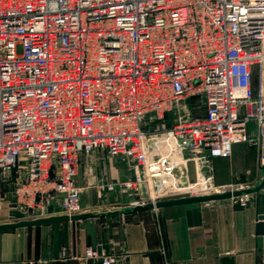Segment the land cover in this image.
Here are the masks:
<instances>
[{"label": "built area", "instance_id": "built-area-1", "mask_svg": "<svg viewBox=\"0 0 264 264\" xmlns=\"http://www.w3.org/2000/svg\"><path fill=\"white\" fill-rule=\"evenodd\" d=\"M256 66L263 77L264 0H0V183L24 155L18 202L42 210L59 194L63 214H78V156L99 149L134 164L118 184L132 193L130 205L155 203L161 195L139 190L149 184L145 123L170 111L178 113L172 135L191 155L229 158L233 145L256 142L260 169ZM194 96L205 107L192 119L181 103ZM252 120L257 137L247 131ZM247 195L231 199L244 204ZM83 258L120 262L92 247Z\"/></svg>", "mask_w": 264, "mask_h": 264}, {"label": "crops", "instance_id": "crops-1", "mask_svg": "<svg viewBox=\"0 0 264 264\" xmlns=\"http://www.w3.org/2000/svg\"><path fill=\"white\" fill-rule=\"evenodd\" d=\"M191 104L192 98H186L182 110ZM170 113H166L168 119ZM247 131L257 137L255 121L248 122ZM168 132L158 128L148 142L162 152H181L180 162L149 164V184L139 186L141 195L151 191L164 200L190 195L183 193L185 190H196L193 194L197 195L226 184L254 186L260 182L256 142L233 145L229 158L211 157L206 152L195 155L190 179L187 164H182L186 142ZM78 157L75 182L80 189V213L97 214V245L101 253L118 256L119 264H264V233L257 219L258 214H264V183L246 196L244 204L228 198L121 212L132 206L134 197L118 184L133 177L134 164L99 149L81 152ZM18 164L9 181L13 190V177L25 173L24 155ZM13 199L17 207L31 212L12 211L4 200L0 223L63 214L59 194H51L42 210L26 208L14 193ZM87 247H91L88 235L77 220L1 230L0 264H99L83 258Z\"/></svg>", "mask_w": 264, "mask_h": 264}, {"label": "water", "instance_id": "water-1", "mask_svg": "<svg viewBox=\"0 0 264 264\" xmlns=\"http://www.w3.org/2000/svg\"><path fill=\"white\" fill-rule=\"evenodd\" d=\"M263 99H264V92H263ZM193 167H194V161L190 160L187 164L190 179L193 178ZM260 172L262 174V178L260 182H258L254 186H249L243 189H236L233 191L227 190L224 192H214V193L202 194V195H187V196H180L176 198L158 200L155 203L149 202L144 205L129 206V207L122 209L121 212L155 209V208L171 206V205L192 204V203L206 202V201H212V200H222V199H228L231 197H237V196L250 194V193L256 192L264 183V167L260 168ZM96 216L97 214H94L92 212H85V213H78V214H74L70 216L67 214H60V215H52V216H46V217H38V218H33V219H25V220H19L16 222L0 223V231L14 229L18 227L32 226V225L50 224V223L66 221V220H77L79 221L80 226L85 229L88 235L89 245L92 248L96 249L98 253L100 254L101 249H100V246L97 245L96 237H95L94 218ZM257 219L259 220L258 227L260 228V231H263L264 233V214H258Z\"/></svg>", "mask_w": 264, "mask_h": 264}, {"label": "rangeland", "instance_id": "rangeland-1", "mask_svg": "<svg viewBox=\"0 0 264 264\" xmlns=\"http://www.w3.org/2000/svg\"><path fill=\"white\" fill-rule=\"evenodd\" d=\"M260 69L258 66L255 67L253 71V80H252V85L254 87V90L256 93H261L264 92V74L263 77H261L260 74ZM192 98V104L190 105L189 109L186 110L184 108L185 112L182 110V114L189 115L190 118H199L203 115L204 113V102L203 100L198 97L194 96ZM178 113L177 112H172L170 113V118H167V115L162 119V120H155L151 119L145 123V129L147 131V137H146V143L148 148H150L149 151V163L148 164H178L180 161L178 159L180 158L179 154L175 152L173 149L172 150H165L164 152L156 149V145L154 143H149L148 140L149 138H152L151 136L156 132L158 128H167L168 129V134L172 135L171 132V126L175 123L176 118H177ZM159 126V127H158ZM178 140H183L184 139H178ZM150 146V147H149ZM183 151L185 152L184 156V161L182 164H188L190 160L195 161V155H191L188 150L186 143L183 147ZM13 180H15V177H13ZM9 181H12V179H9L5 183H0V210H1V203L4 200H8L5 205H8L12 211L16 210L20 212L21 214H29L31 210L29 209H24L23 206L17 207L14 203L13 199V188L9 185ZM27 208V207H26Z\"/></svg>", "mask_w": 264, "mask_h": 264}]
</instances>
